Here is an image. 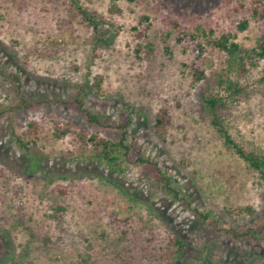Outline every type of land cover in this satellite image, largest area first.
Returning a JSON list of instances; mask_svg holds the SVG:
<instances>
[{"label": "rangeland", "instance_id": "rangeland-1", "mask_svg": "<svg viewBox=\"0 0 264 264\" xmlns=\"http://www.w3.org/2000/svg\"><path fill=\"white\" fill-rule=\"evenodd\" d=\"M255 6L0 0V264H264V236L247 242L233 232L264 228V182L226 150L202 100L220 78L236 77L214 41L225 35L252 49L264 35ZM78 7L97 15L106 40L98 49ZM262 78L264 60L242 80L247 95L228 130L264 153ZM79 94L93 113L130 115L131 156L156 163L176 197L160 189L151 165L126 158L112 170L92 156L81 130L111 141L118 134L87 122ZM162 108L170 125L161 137ZM16 136L36 144L26 153Z\"/></svg>", "mask_w": 264, "mask_h": 264}, {"label": "trees", "instance_id": "trees-1", "mask_svg": "<svg viewBox=\"0 0 264 264\" xmlns=\"http://www.w3.org/2000/svg\"><path fill=\"white\" fill-rule=\"evenodd\" d=\"M255 4L256 6L251 14L255 17L257 16L264 19V0H255ZM77 9L79 14L82 15L86 26L91 29L95 46L98 49L102 43L106 42V40L104 39V33L96 20V13L80 7ZM247 25V21H243L238 26L240 30L243 31L247 28ZM213 48L228 56L229 61H231L230 66L232 67V71L236 74V77L235 79L220 78L215 87L203 96L202 100L206 113L209 117L211 126L221 137L226 150L235 154L250 170L258 173L261 180L264 182V153L239 142L232 137L228 130V121L232 116L233 107L235 108L237 101L247 95L242 80L247 76L250 68H256L258 63L264 60V35L257 41L256 46L252 49H243L238 44L230 41L229 36L225 35L214 41ZM14 80L16 87L19 90L21 86L18 79L15 78ZM261 82L264 83V78L261 79ZM75 102L79 107V112L85 116L90 125L113 130L118 134V141H111L100 136L97 132L87 135V133L81 130L78 139L84 146L90 148L93 157L106 163L112 170H119L121 161H124V159L126 160V158H128L129 161L133 160V162L137 164L151 165L153 166L151 169L154 174L153 176L157 179L160 189L167 193H174L175 197L178 195V190L175 189L172 179L165 175L156 163L148 158L137 157L133 159L131 156L129 152L130 146L126 143V140L127 130L132 124V119L127 112L120 113L116 118L104 114L93 113L84 107L83 94H79L75 99ZM3 112L4 110L0 109V114ZM169 125V111L166 108H162L156 115L154 125L157 135L161 137L164 136ZM28 127V131L31 135L35 136L34 139L38 140L37 124L33 122L30 123ZM59 132L61 133V136L66 134L63 131ZM34 139L30 142H24L20 137L16 136L18 146L26 153L31 151V143L36 144ZM65 208V206L60 205L57 209L64 212ZM234 213L236 215H241L242 210L234 209L231 211V214ZM233 232L236 239H245L247 242L256 240L255 238H258L257 236L259 234H261L262 237L264 236V228L262 230L255 229V231L251 228L243 229V231L233 229ZM176 243L178 245L181 244L179 240H177Z\"/></svg>", "mask_w": 264, "mask_h": 264}]
</instances>
